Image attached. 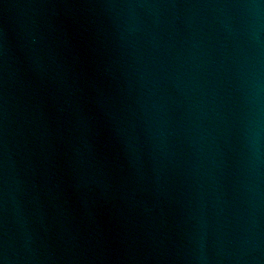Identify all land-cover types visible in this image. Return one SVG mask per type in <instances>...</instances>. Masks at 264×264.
<instances>
[{"label":"water","instance_id":"water-1","mask_svg":"<svg viewBox=\"0 0 264 264\" xmlns=\"http://www.w3.org/2000/svg\"><path fill=\"white\" fill-rule=\"evenodd\" d=\"M0 264H264V0H0Z\"/></svg>","mask_w":264,"mask_h":264}]
</instances>
